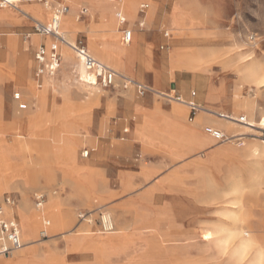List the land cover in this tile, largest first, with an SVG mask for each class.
<instances>
[{"label": "rangeland", "instance_id": "obj_1", "mask_svg": "<svg viewBox=\"0 0 264 264\" xmlns=\"http://www.w3.org/2000/svg\"><path fill=\"white\" fill-rule=\"evenodd\" d=\"M55 1L57 6L67 5L69 14L66 15L79 24V29L72 36L60 32L61 35L70 43L81 39L94 57L96 49L110 53L114 65H105L127 78L162 93H170L173 85L177 91L171 95L189 96L194 91L196 101L207 111L200 102L205 94L204 87L207 90L209 85L216 88L223 83L226 96L216 105L222 104L226 110L211 112L234 113L235 118L245 117L244 108L234 112L233 97L237 85L240 86L236 90L240 100H247L249 96L260 100L264 94V88L242 82L236 71L237 65L247 59L254 68L264 69V0H219L220 34L214 38L189 34L186 30L176 34L161 20L164 13L160 8L165 0H120L121 9L128 3L133 7L129 19L132 24L137 22L138 5L149 4L147 18L151 10H155L154 20L146 21L139 33L141 35L126 47L121 42L120 26L114 18L116 7L110 5L113 0ZM23 5L41 6L35 0H22L18 6L23 9ZM84 9L87 13L80 16ZM2 10L20 18V13L18 16L11 7L1 8L0 13ZM29 16L27 21L22 19V26L9 27L0 22V40H10L17 35L27 41L23 43L27 46L21 50L19 44L0 45V179L3 181L6 173L11 171L15 174L12 183L0 187V199L3 195H11L16 209L26 201L29 216L36 225L37 242L24 246L28 242L23 239L22 219L14 213L18 217L24 247L11 252L9 260L6 261L3 256L0 260L14 261L29 248H34L35 251L26 256L27 264H231L229 252L220 250L214 236L204 239V234L213 233L218 227L231 232H239L242 228L250 233L251 245L264 253V205L260 203L261 192L257 189L262 181L260 184L257 181L250 183V168L244 167L241 162L243 150L248 145L264 151V121L260 115L250 118L256 123L254 128L245 129L236 125L231 132L226 131L228 136L245 134L242 147H236L233 141L217 144L205 134L193 131L187 125L190 121L187 115L183 118V125L172 124L168 116L155 121L143 117L138 122L136 115L131 113L137 108L135 106L156 108L163 116L169 108L183 106L151 95L139 99L132 90H92L91 86L85 85L84 69L66 46L62 47L71 58L65 61L61 48V64L56 76L45 77L37 92L32 80L36 66L34 54L40 44L48 46L52 42H43L44 38L34 32L33 25L37 21L48 24L51 11L43 20L35 21ZM109 27L115 29L117 36L111 43L110 38L104 36ZM165 31L169 33V38L164 37ZM144 33H150L147 40L142 36ZM27 35L29 37L25 39ZM191 38L196 40L190 43L188 39ZM32 41L38 42L29 43ZM145 47L148 51L142 53ZM130 48L132 52L129 56L121 54ZM172 52L200 53L203 59L202 76L179 70L176 64H171L174 61ZM243 56L248 57L239 63L237 59ZM7 59L15 64L21 59L25 62L30 79L28 84L19 85L15 74L5 76ZM25 73L23 70L18 75L28 79ZM7 78L10 79L6 81ZM46 84L49 86L42 106L41 94ZM15 93H20V102L27 104L25 111L18 110ZM174 108V118L182 120L181 116L177 118ZM40 113L45 116L37 118L35 123L43 127L37 128L35 133L38 136L33 139L53 145V141L62 139L66 132L74 137L77 135L74 166L67 165L61 156L60 160L57 155L47 158L39 150L31 154L32 161L26 152L16 154L5 151V144L14 142V138L21 143L30 134L31 129L24 119L39 116ZM219 122V128L233 127L222 119ZM124 127L130 128V134L120 141V132ZM19 136L21 138L18 139ZM202 138L210 141L203 148L204 143H199ZM193 146L200 148L192 151L190 148ZM85 150L93 152L84 158ZM155 161L163 163L166 172L164 177L167 181L161 187L152 182L143 183L138 178L129 181L126 177ZM33 163L37 165L32 168ZM8 166H11L9 171ZM29 174H43L47 179L30 183L24 180ZM66 176L74 187L67 186ZM200 178L209 182V195L206 190H199L197 181ZM76 180L79 182L78 189ZM261 187L264 189V185ZM36 196L44 198L40 208L36 207ZM208 196L222 198L223 203L208 202ZM49 200L56 202L50 213L66 224L65 228L51 233L42 224L44 219L50 220L46 210ZM104 214L111 218V230L102 226ZM240 216L243 224L233 223V219Z\"/></svg>", "mask_w": 264, "mask_h": 264}, {"label": "bare ground", "instance_id": "obj_2", "mask_svg": "<svg viewBox=\"0 0 264 264\" xmlns=\"http://www.w3.org/2000/svg\"><path fill=\"white\" fill-rule=\"evenodd\" d=\"M7 1L11 4L9 6L12 9H14V12H16L19 15V13L21 11V8L18 5H19V3L22 0H7ZM5 8H7V7H5ZM132 8L133 7L131 6V4L128 3V5H126V7L124 6L123 9H122V11L125 14V16H127V18H129V19H131V16H132ZM49 10H50V8H45L42 5L41 6L40 5L30 6V11L28 13L30 14L29 17H31L33 20L36 21L37 19L38 20H43L48 15ZM68 14H69V12H68ZM8 15H9L8 11L2 10L1 13H0V19H2L5 16H8ZM46 19H47V17H46ZM60 20L61 21H60V25H59V32H62V34H69V35L72 36L73 33H75L79 29V24L77 23V20L74 19V18L72 19L70 15L62 16L60 18ZM116 30H117V28H116ZM105 33L106 34L104 36L106 37V39L110 38L109 39L110 43H111V41H113V38L117 37L115 35V29H113V28L109 27L108 30L105 31ZM61 48H62V52L64 53L63 56H64L65 61L66 60L68 61L71 58V55H69L67 53V51L63 47H61ZM131 52H132V49L130 48L127 51L122 52L121 54L123 56L127 57V56L130 55ZM172 53H173L172 55H173L174 61L170 62L171 64H176L178 66L179 70H186V71L194 72V73H196L198 75L199 74L201 75V72L203 71V69H202V66H203L202 60L203 59H202V56L200 55V53H198V54L195 53V52L180 53V54L174 53V52H172ZM94 55L102 63H104V64L105 63H108V64L111 63V64L114 65V61H113L110 53L105 52L102 49H96V50H94ZM247 57L243 56V57H241V58H239L237 60L240 63L241 61L247 59ZM249 61H250V59H247V60L241 62L240 64H238L239 65V66L237 65L238 68L236 67L237 68L236 71H237V73H239V76L242 79L241 81L244 82V83H248V84H252L253 83L256 86H258V88H264V72L262 70L259 71L256 68H254L253 66H251ZM178 62H180L181 64L178 65ZM24 75H25V78H28V75L26 73ZM82 77H84V76H82ZM92 81H94L93 76H89L87 73H85V85L88 86V84H89V86H90ZM45 86L46 87L42 91L43 93L41 94V104H42V106H43L44 95L48 91L49 84H46ZM239 87L240 86L237 85V87H235L236 90L240 89ZM90 88L92 90L95 89L94 87L93 88L90 87ZM236 90L234 92V97H233V100H234V102H233V104H234L233 105L234 106V112L238 108H244L246 123L244 125L238 124V123L234 124V123L228 122L226 120H223V121L231 124V126H233V127H226V128H224V126H220V128L225 129V131H230L231 132L233 130V128L236 127V125L240 126V127H243L245 129L254 128L256 126V123L251 121V119H250L251 115H252L251 107H249V104H247V100H240L239 98H237L238 94L236 93ZM200 91H198V92H200ZM38 94H40V92ZM212 94H217V95H215L214 100H221L222 97L220 95L225 94V89H222V87L220 85L217 86V88H213V87H211L209 85L208 89L206 90V96L208 97V96H210ZM227 101H228V99H227ZM38 106H39V102H38ZM174 112L178 115L177 118L183 114L182 113L183 111H181V109L178 108V107L174 108ZM209 115H211V114H209ZM44 116H45L44 113H43V116H42V113H40L39 116L38 115L37 116H33L32 115L31 117H28L27 119H24V121L26 120L27 126L31 129L30 134L27 137H25V139L21 143H19L17 138L16 139L14 138V142H11L10 144L9 143L5 144V146H6L5 147L6 148L5 151H7L9 153L10 152H14L16 154H23V152H26V154L29 156V159L31 160V154L35 153V152H37L39 150V152H42V154L44 156H46V157L50 156V155L51 156L52 155H55V156L57 155V156H59V160H60V156H61L63 158V160L66 161L67 165L71 164V165L74 166L75 165L74 164L75 146H76L77 141L79 139V138H77V135H76V137H74V136H72L73 134L70 135V133L66 132V130H65V132H66L65 134L66 135L63 137V134H62V137H63L62 139H59L57 141H53L55 145L54 144L51 145L47 141L46 142L45 141H41L39 143V142H37L38 139L37 140L35 138L33 139V137H37L38 136L35 133V131L38 130L37 128L43 127L42 125L38 126L35 122H36L37 118H42ZM211 116H213V115H211ZM231 117L235 118L234 117V113L231 114ZM260 118H261L262 121H264V114H261ZM41 122H42V120H41ZM72 125H70V126H72ZM63 127L65 128L66 125H63ZM183 128H185V126ZM191 130H193V129H191ZM73 131H75V130H73ZM244 135L245 134H243V133H236V134H233L232 137H236V136L243 137ZM19 138H21V137L19 136L18 139ZM202 139L206 140V138H202ZM202 139L199 142L200 144L204 142ZM243 151H244V154L241 156L242 157L241 162L244 165V167H245V165L249 166L250 172H251V176H250L248 181H250V183H255L257 181L259 184L262 181L261 185L263 186L264 185V174H263L264 173V151H260L258 147H256V146L253 147V146H250V145L246 146V148ZM231 154H234V152H232ZM18 156H20V155H18ZM239 162H240V160H239ZM36 165H37L36 163H33L32 164V168L34 166H36ZM7 170L8 171L11 170V166H8ZM20 171L21 170H19V172ZM27 172H29V171H27ZM33 175H35V176H33ZM33 175L29 174L27 178L24 177V180L27 181V182H30V183H32V182L36 183V182H38L39 179H42V178L47 179L46 176L43 175V174L42 175L39 174L40 176L37 175V174H33ZM5 177L6 178L3 179V181H2V179H0V187H2L3 185H5L7 183H12L11 181L15 177V174H13V172L11 171L8 174L6 173ZM197 182H198V185H199V190H201L203 192L206 190V193L209 195V193H210V184H209V182L205 181L203 178H200ZM245 184H247V182ZM261 185L258 186L257 189L259 190V192H261V194H259L260 195V203L262 205H264V189L261 187ZM236 192L237 191H235V193ZM221 199L222 198L216 199L215 197L208 196V202H216V203L220 204V203H223ZM25 202L26 201L24 200L23 206H21V207H19L17 209L16 208H7V210H6V212L9 213V214H13L14 215V213H16L17 216H19L22 219L23 234H24L23 235V239H25V241L28 242L24 246H26L27 244H30V243L37 242V239H36L37 235H36V230H35L36 225L34 224V222L32 220V217L29 216L30 211L26 208V203ZM55 207H56L55 206V201L54 200H49L46 210H47L48 216H50L49 217L50 220L45 219L44 222H43L44 223V227H45V229H46V231L48 233L57 232V231H60L61 229L66 227V224H65V222L63 220L59 219L58 217H56V216H54L53 214L50 213V210H52ZM102 221H103V225L102 226L105 227V229H109V230L112 229V221H111V218H110V216L108 214H104V216L102 217ZM233 223H236L238 225L239 224L242 225L243 224V219L241 218V216L238 219L234 218L233 219ZM184 235H185V233H184ZM212 236L215 237V240L217 241L216 243H217V245H218V247L220 248L221 251H225V252L228 251L229 252V260H230L231 264H264L263 263L264 262V253H262L258 248L255 249V247L251 245L250 233L247 232V231H243L242 228L239 230V232H237V231L231 232L230 230L228 231V230H226V229H224L222 227H218V228H215L213 233L204 234V239H206V240L211 239ZM33 251H35L34 248L33 249L29 248V250H26V252L22 253V255L18 256V258H16L14 261H8V262H6V261L9 260V257L0 254V256H3L6 259V261L0 260V264H27L26 263V256H27V254L29 255V252L31 253ZM31 261H33V260H31ZM41 262H44V261H41Z\"/></svg>", "mask_w": 264, "mask_h": 264}, {"label": "crops", "instance_id": "obj_3", "mask_svg": "<svg viewBox=\"0 0 264 264\" xmlns=\"http://www.w3.org/2000/svg\"><path fill=\"white\" fill-rule=\"evenodd\" d=\"M54 3H55L54 4V6H55L56 5V1L55 0H54ZM219 3H220L219 0H165L163 2V4H162L163 6L161 5V8H160L163 11V13H164V15L161 18V20L165 21V23L168 24L169 28H171L178 35L180 34V32L182 30H186L187 33H189V34H198L201 37L202 36H204V37H210L211 36L212 38H214L215 36H218L220 34L219 33L220 32L219 31V24H220L219 21H220L221 18H220V16H218V4ZM228 3H230V2H228ZM143 4H147L149 6L148 3H143ZM143 4L138 5V9H137V12H136V15H135V18L137 19V22H134L133 24H132L133 21L131 22L129 20V18H127V16H125V14L123 13V11L121 9L122 1H120V0H113V3L110 4V5H114L116 7V10L114 11L115 12L114 13V18L117 19V22H118V24L120 26V36H121V30L122 29H126L127 28V29H130L132 31V36L133 37H132V40H131V42L129 44L132 43V41L135 39L136 36H138V35L140 36L141 35L139 33H141L143 31V28H144V25H145V22L146 21L154 20V18H153L154 15H155V10L154 9L151 10L150 15H149L148 18L146 16V14H147V11H149V7L145 10V12H144L143 15L140 14L139 8ZM221 4H223V2H221ZM60 5H62V4H60ZM63 5H65V4H63ZM24 10H26L27 12H25ZM29 11H30V5H23V9H21V11H20V18L14 16L12 13H10L8 16H5L2 19H0V22H5V24H7L9 27L10 26H13L14 27L16 25L22 26L24 24V22L22 21V19L23 18L25 20L28 19L27 17L29 16L28 15V12ZM50 11H51V15H52V13H53L52 8L50 9ZM24 15H27V17H25ZM119 16H120V18H119ZM140 25H142V27ZM195 27H196V29H194ZM164 33H166L167 35H164ZM164 33H163V35H164L165 38H169L170 37V35H169V33L167 31H165ZM39 36H41L42 38H44L43 42H48L47 40H51V42L53 43V39L52 38L47 37V36H43V35H39ZM142 36H144L145 39L147 40V38H149V36H150V33H146V34L144 33V34H142ZM27 37H29V35H27L25 37V39H27ZM121 38H122V36H121ZM191 39H188V42L192 43L193 40H196V39H192V40ZM77 41H82V40L81 39H75V40H73L72 44L74 42H77ZM37 42L38 41H36V42L32 41V42H29V43H37ZM23 43H27V41L24 42L23 39H21V38L19 39V36H17V35H16L15 38H11L10 40L9 39H7V40H0V45L1 44H7V45L19 44V49L20 50L23 49L24 46H27V45H24ZM52 43H50L48 46H46L44 44H40L39 46H44L48 50L49 47H50V45ZM83 44H84V47L87 50L86 43L83 42ZM129 44H127V45H129ZM127 45H124V46H127ZM146 45L148 46L149 43H147ZM62 46L63 45H60L59 46V54H60V51H61V47ZM147 51H148L147 50V47H145V48L142 49L141 52L142 53H145ZM87 52L89 53L88 50H87ZM89 55H91V54L89 53ZM91 56H93V55H91ZM95 59L98 60L97 58H95ZM10 61H11L10 59H7V63H6V67L7 68H5V72H4L5 73V76L10 77L11 74H15L16 77H17V81H18V84L19 85L25 84V83L28 84V82H29L30 79H29V74H28V67L25 64V62L22 59H21V61H19V63H16V64H15V62H13L14 63L13 64ZM99 62H101V61H99ZM102 64H104V63H102ZM36 68H37V64H36V66L34 68V73H35ZM112 69L114 71H116L114 68H112ZM23 70H25L26 71V74H28V79H24L23 77H21V78L19 77L18 73H21V71H23ZM257 70L264 71V69H257ZM45 77L46 76H44V77L41 78V80H40L41 85H42L43 80H44ZM9 79L10 78H7L6 81H8ZM32 80H33V82L35 84L34 85L35 91L38 92L41 87H39V88L37 87V81H36V78H35V74H34ZM141 84H143V83H141ZM222 84L219 83L218 86L220 85L222 87V89H224V87H223ZM143 85H145V84H143ZM204 85H205V83L202 84V87ZM94 88H97V87H94ZM114 88L115 89H118V90H121L123 92H128V91H131L132 90L134 92V94L136 95V97L139 98V99H143L147 95H151V96H156L157 98H159L161 100H165V101L171 102L172 100L167 99L165 97L163 98L161 96V95L167 94V95H170V97H179L181 100L182 99L183 100H186V101L190 100V97L188 95H182V96H179V95H171V93H175L177 91V89H175L173 85L171 86V89H173V90H170V93H162V92H159V91H157V90L149 87V88L153 89L154 92L153 93H151V92L146 93V95L143 96V97H139L137 95V93H136V90L135 89H132V88H128V90H123V89H121V87L119 85H116L115 87L110 88V89H114ZM204 91H205L204 92L205 94L200 99V102H202V104L205 105V107L209 111H216L217 112L218 110H226V108L222 104H220L218 106L216 105L218 102L220 103V100H214V97L217 94H212V95H210V96L207 97L206 96V89H205V87H204ZM220 96L222 97L221 100H223V99H225L226 93L225 94H222ZM14 100L18 102V105H17L18 110H20V111H23L24 110L25 111V109L27 108V104L24 103V102H20L21 101L20 93H15ZM192 101L195 104L199 105L198 101L196 102V97ZM174 103L177 104L176 102H174ZM247 104H249V107H251V110H252L251 117L252 118L254 116H259L261 114H264V94L260 98V100L259 99H256L255 96H253V97L252 96H249L247 98ZM177 105H180V104H177ZM180 106H183L185 108L178 107V108L181 109V111L184 112V115H181L182 120H179V121L176 120L174 118V116H173L172 110H173L174 107L169 108V110H167V112H166V114H164V116L156 108H153V109L152 108H148V107L146 108L143 105H141V106H139V105L138 106H135L137 108L134 107L135 110L132 111L131 113L136 115V117L138 119V122H141L143 117H146V118H148L150 120L153 119L155 121L156 118H163L165 116H168L170 118L171 123L172 124H175V125H183L184 124L183 123V118L186 117V115H187V117L190 118L189 119L190 121H188V123H187L188 127L191 126V128H193L194 131L199 132L200 134H202V133L205 134L204 131H203V128L205 126H212L215 129H217V130L219 129L222 132H224L225 134H227V132L224 129L218 127V125L220 124V122H219V119L220 118L217 119L216 117H213V116H211L209 114H206L204 112H200V113H203V114L192 116L190 114L189 108L186 105H183L182 104ZM138 108H139V110H138ZM243 111L245 112L244 109H243ZM220 114H223V115H226V116H230L231 117V115H229V114H225V113H220ZM207 116L216 119V121H214L213 119H211V118H209ZM211 123L214 124V125H216L218 128H216L215 126L211 125ZM202 125H203V128L201 127ZM129 127H124L122 129V132H120V137H119L120 141H124L129 136V134H130V128ZM208 138H209V140H212L210 137H208ZM209 140H206V142L204 141L203 142L204 144H202L201 148L208 146L210 144V141ZM213 141L215 143L219 144L215 140H213ZM199 148H197V146L196 147L193 146L190 149L192 151H195V150H197ZM92 152L93 151L91 150L90 153H92ZM146 166L147 167H141L138 172H133L135 174L134 175H131L132 177L130 175H128L126 177L129 179V181H131L134 178H138L143 183L152 182V184H154L155 186L161 187L167 181V177H164L166 175V172H164V169L165 168L163 167V163L160 164V163H157L155 161L153 163H149ZM66 177H67L66 178L67 179V186L74 187V183L72 181L68 180V176H66ZM122 177H124V175ZM75 184L77 186L76 189H78L79 182L77 180H76V183ZM4 196H6V195H3L2 198L0 199L1 200V203L3 201L2 199H3ZM8 196H11V195H8ZM55 206H56V202H55ZM6 210L4 212V217H6L7 219L8 218H14L18 222V219H17L18 217H15V215H13V214L7 213ZM18 225H19V222H18ZM21 242H22V236H21ZM22 247H23V243H22Z\"/></svg>", "mask_w": 264, "mask_h": 264}, {"label": "built area", "instance_id": "obj_4", "mask_svg": "<svg viewBox=\"0 0 264 264\" xmlns=\"http://www.w3.org/2000/svg\"><path fill=\"white\" fill-rule=\"evenodd\" d=\"M36 3H41L45 8H52L53 13L50 18V22L48 24H42L40 22H35L33 25L34 32L38 35L47 36L53 39V43L50 45L47 50L44 46H39L38 50L34 54L35 62L37 64V68L35 70V78L37 81V87H41L40 80L42 77L46 76L48 78H53L56 76L57 70L61 64V56L59 54V46H66L73 55H76L79 63L84 69V72L89 76H93L94 81L90 84L91 87H97L100 90H110V88L119 85L121 89L128 90V88H132L136 90V93L139 97H143L146 93H153V89L149 88L147 85H143L137 81L130 79L129 77H125L122 74L114 71L111 67L102 64L98 60H96L93 56L89 55L82 41H77L69 43L66 38H64L59 32L60 18L67 14L69 9L66 5L54 6V0H35ZM11 5L7 0H0V9L5 7H10ZM149 6L147 4H143L139 8L140 14H144L145 10ZM87 13V10H82L80 12V16H84ZM79 18V17H78ZM120 18V16H119ZM142 27V25H140ZM164 35H167L164 33ZM121 42L123 45H127L132 40V31L130 29H122L121 30ZM89 85V84H88ZM163 98L170 99L177 104L186 105L192 116L200 114V112H204L206 114H211L217 119L220 118L222 120H226L231 123H238L244 125L246 123L244 116H239L236 118H232L230 116H226L223 114H214L211 111L204 110L200 105L195 104L192 100L195 99L196 93L190 92L189 97L190 100H181L179 97H170L167 94L161 95ZM204 133L210 137L212 140H215L218 143L225 142H234L236 147H242L244 145L243 138L240 136L232 137L228 136L221 130H217L212 126H205L203 128ZM90 151L85 150L83 153V157L87 158ZM36 200V207L40 208L43 205L42 196L34 197ZM2 203L0 204V254L4 256H9L11 252L16 251L22 247L21 235L18 222L14 218H6L4 217V212L7 208H14L16 205L15 200L10 197H3ZM44 236V234H43Z\"/></svg>", "mask_w": 264, "mask_h": 264}]
</instances>
